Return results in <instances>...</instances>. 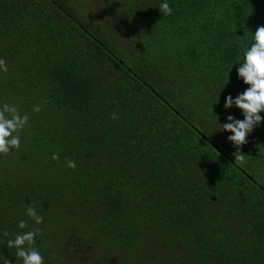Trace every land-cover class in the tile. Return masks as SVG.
I'll list each match as a JSON object with an SVG mask.
<instances>
[{"label": "trees", "instance_id": "1", "mask_svg": "<svg viewBox=\"0 0 264 264\" xmlns=\"http://www.w3.org/2000/svg\"><path fill=\"white\" fill-rule=\"evenodd\" d=\"M117 1L141 26L130 48L78 0H0V106L29 117L0 154V264H23L18 233L40 229L34 247L50 235L29 205L48 228L88 217L106 248L162 249L152 264H264V122L242 163L222 127L244 119L224 105L249 87L238 68L264 0Z\"/></svg>", "mask_w": 264, "mask_h": 264}, {"label": "clouds", "instance_id": "2", "mask_svg": "<svg viewBox=\"0 0 264 264\" xmlns=\"http://www.w3.org/2000/svg\"><path fill=\"white\" fill-rule=\"evenodd\" d=\"M163 15H171L172 8L167 2L161 3L159 7ZM254 42L250 47H246L243 52V62L239 63L238 76L249 87L239 94L235 99L228 95L225 102V109H230L235 105L244 116L243 120L236 119L235 116L229 115V122L222 124L223 131L231 132L233 135L228 137L237 148L234 153L235 163H242L245 160V154L242 147L248 143V136L254 129L264 122V26H259L253 36ZM0 70L7 71L6 62L0 59ZM40 106H36L34 111L40 112ZM115 116V114H114ZM29 117L21 115L18 107L13 104L4 103L0 106V154L7 156L13 149H19L21 139L19 132L23 130L28 122ZM53 159H59L53 156ZM68 166L75 169L76 163L68 161ZM27 215L31 217L36 224L43 223V217L38 215L35 207L27 206ZM27 222L21 220L18 227L26 228ZM40 229L18 233L13 240H9V248H15L17 257L21 258L23 264H44V257L34 247L35 237ZM7 235V233H5ZM7 264H12L9 260Z\"/></svg>", "mask_w": 264, "mask_h": 264}, {"label": "rangeland", "instance_id": "3", "mask_svg": "<svg viewBox=\"0 0 264 264\" xmlns=\"http://www.w3.org/2000/svg\"><path fill=\"white\" fill-rule=\"evenodd\" d=\"M78 2L81 6L90 10V13H94L100 19H105L108 22L107 24L110 23L114 29H112V32L117 36L119 42L125 44L126 48H130L128 45L131 39L140 33L141 26L138 25L140 23L136 24L134 20H132L131 24L130 22L127 24L122 18L126 9L123 2H118L117 0H78ZM113 3H119L118 6H123V8H117L113 6ZM131 17L135 16L130 15L129 18ZM116 30H120V33H116ZM86 41L90 43L89 40ZM152 68L156 69V66L153 64ZM156 72L159 73L158 71ZM161 76V74H158L154 78ZM189 112L193 114L191 109H189ZM215 137H217V134H215ZM225 137L227 140L229 136L226 135ZM228 146H230V150L235 148L237 151L234 144H229ZM260 176L264 180V173H261ZM83 206H80L79 212L82 215H86V217L91 211H95V209H86ZM40 216L43 217V223L39 224V228L51 230L45 242L39 246L40 248L38 245L35 248L48 260V264H126L129 256L134 255L135 258L137 257L136 261L142 264H152L153 260L160 259L159 251L162 249L156 246L144 248L141 258L139 252L106 248L97 234L96 227L87 219L88 217L83 219L84 216H82L80 221H74L73 223L71 220H67L64 223L55 219L54 224L48 228L45 226L46 213L42 212ZM33 222L35 221L33 220ZM186 254L187 252L185 253L181 249L175 251V255L178 257Z\"/></svg>", "mask_w": 264, "mask_h": 264}]
</instances>
